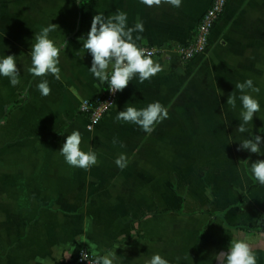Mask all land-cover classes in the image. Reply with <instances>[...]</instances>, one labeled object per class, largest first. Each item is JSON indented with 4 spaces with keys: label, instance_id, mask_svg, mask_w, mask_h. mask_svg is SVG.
Wrapping results in <instances>:
<instances>
[{
    "label": "crops",
    "instance_id": "crops-1",
    "mask_svg": "<svg viewBox=\"0 0 264 264\" xmlns=\"http://www.w3.org/2000/svg\"><path fill=\"white\" fill-rule=\"evenodd\" d=\"M208 3L182 0L174 8L140 0H0V58L14 55L20 70L16 86L0 76V264H55L81 248L99 256L116 252L114 264H145L154 254L169 264H217L215 255L232 240L247 242L257 264H264V229L230 225L264 218V185L250 172L252 162L264 160V144L260 153L237 150L252 135L264 137V0H229L208 49L191 60L173 49L151 56L163 71L143 83L133 77L92 128L77 112L82 98L103 88L83 48L95 15L108 18L119 10L127 14L128 27L142 21L144 31L133 33L142 37L137 45L179 42ZM51 23L58 26L49 39L60 48L59 80L28 72L34 37ZM247 79L260 89L247 93L260 111L239 133L242 104L235 84ZM43 80L51 88L48 96L37 88ZM230 94L235 109L227 104ZM156 101L168 108L169 118L150 135L115 119L128 106L142 109ZM76 130L81 150L97 156L88 170L69 166L59 152ZM121 153L129 161L123 170L115 164ZM220 167L229 170L220 178L225 195L242 193L240 203L235 193L220 205L221 216L214 215L213 202V176L220 175L211 171ZM194 181L208 202L188 209L184 203ZM170 198L177 204H169ZM234 209L250 218L225 223V212ZM193 215L201 219L191 234L184 233Z\"/></svg>",
    "mask_w": 264,
    "mask_h": 264
},
{
    "label": "clouds",
    "instance_id": "clouds-1",
    "mask_svg": "<svg viewBox=\"0 0 264 264\" xmlns=\"http://www.w3.org/2000/svg\"><path fill=\"white\" fill-rule=\"evenodd\" d=\"M140 3L148 7L166 3L174 8H179L182 0H140ZM57 28V25L51 23L42 28L34 37L35 43L32 44L29 53L31 67L28 68V72L33 77H44L51 74L57 80L60 79V68L58 67L60 48L49 39V33ZM143 31L142 21L138 19L134 27H128L127 14L119 10L108 18H105L103 14L95 15L92 18L90 31L87 33L86 39L83 38V48L92 57L89 71L101 83L108 82L109 91L112 94L122 92L135 76H138L140 83H143L163 71L162 66L151 59V54L136 44L135 41L142 37L136 35L134 39L133 33H142ZM0 76L9 78L12 86L19 84L20 70L14 55L0 58ZM37 88L42 96H48L51 93L47 80L40 82ZM235 88L241 93L239 100L242 104L240 112L242 122L239 123L236 131L245 133L248 131L246 126L253 121L254 114L260 111L258 100L247 94L248 90L259 93L260 89L254 86L252 79H247L243 83L237 82ZM227 104L235 109L236 97L233 94L228 96ZM168 118V108L158 101L152 102L142 109L128 106L125 110L119 111L115 117L117 121L137 125L149 135L155 130L157 124ZM116 143L117 141L114 139L113 144ZM262 144H264V137L252 135L251 138L240 142L237 150L260 153ZM80 145L81 133L76 130L66 137L59 152L69 166L88 170L97 164V156L94 151H82ZM128 163L129 161L123 153L115 159L116 166L121 170ZM250 172L254 181L264 185V160L252 162ZM215 260L217 264H257V258L252 248L244 240H232L227 251L218 252L215 255ZM115 261L116 252L109 251L104 255L97 256L94 264H114ZM145 264H169V262L161 255L154 254L150 259L145 260Z\"/></svg>",
    "mask_w": 264,
    "mask_h": 264
},
{
    "label": "built area",
    "instance_id": "built-area-1",
    "mask_svg": "<svg viewBox=\"0 0 264 264\" xmlns=\"http://www.w3.org/2000/svg\"><path fill=\"white\" fill-rule=\"evenodd\" d=\"M229 0H209L207 7L198 17L188 36L179 42L144 43L137 45L150 53L151 56L160 55L168 49H173L183 61L191 60L204 53L212 40V33L223 15ZM119 92L112 94L108 82L103 83L99 94L82 98L77 105V112L84 117L86 127L92 128L99 123L105 114L116 104ZM95 255L86 248L67 259L59 260L55 264H94Z\"/></svg>",
    "mask_w": 264,
    "mask_h": 264
},
{
    "label": "rangeland",
    "instance_id": "rangeland-1",
    "mask_svg": "<svg viewBox=\"0 0 264 264\" xmlns=\"http://www.w3.org/2000/svg\"><path fill=\"white\" fill-rule=\"evenodd\" d=\"M202 153L203 152H201V154ZM219 159L220 158L218 157L217 158V161H219ZM201 160L203 161V157H201ZM208 161H210V159H208ZM207 168L208 167H205L204 169H207ZM211 171H214L215 172V175H220V176H213L217 180L216 184H215V180L213 181V185L215 187H217L216 190H215L216 192L213 193L214 196H215L213 198L214 199L213 202L214 203L216 202V204H214L215 205L214 207H216V209H218L217 212H215L214 215H216V213H219V215L221 216V214L223 213L224 209H219L220 205L224 201H226L227 199L233 198V196L235 195L236 192L232 191L231 193H229V196L228 195H225V190L227 192H229V191H228L227 188H225L226 185L224 184V181L222 179H220V178H224V174L227 171L229 172L228 168H225V169H223V167H220V168H212ZM201 172H203V171L201 170ZM231 172L233 173V177H237L238 176V174H236V172H235V168ZM196 184L197 183L195 182L194 186L189 185L188 190H187V197L188 198H187V200L184 203V207H187L188 209H196L199 205H201V204H203L205 202L206 203L208 202V195L203 194L201 196L200 195L201 187L195 189ZM206 193H208V192H206ZM215 194H217V196ZM237 194L240 195V196L242 195V193L240 194V192H237L236 195ZM237 197H239V196H237ZM171 199H175V198H170L168 200L169 204H171V202H174V205H176L177 204V199H175V200H171ZM209 200H211V198ZM213 202H211V203H213ZM234 202H236V201H234ZM238 202L240 203L241 200H238ZM179 205H180V199H179ZM214 215H213V217H215ZM247 217L250 218L249 215L246 216V214H241L240 212H238V210L234 209V210H231L228 213L225 212L224 218H222V219H223V221H225V223H229V222H235L236 223L238 221H244ZM202 218H203V216H202ZM204 218H206V220H204V222H207L208 223L207 220H208L209 217H204ZM198 219L200 220L201 219V216H196V217H194V215L193 216H190V218L188 219V221H189V229L186 228V226H185V228H184V231L185 232L184 233H188L189 232L191 234V232H193L196 229L195 224L198 221ZM209 219H211V218H209Z\"/></svg>",
    "mask_w": 264,
    "mask_h": 264
},
{
    "label": "trees",
    "instance_id": "trees-1",
    "mask_svg": "<svg viewBox=\"0 0 264 264\" xmlns=\"http://www.w3.org/2000/svg\"><path fill=\"white\" fill-rule=\"evenodd\" d=\"M239 200L242 201V195L240 196ZM236 228L241 229H248V230H262L264 229V218L261 219L259 222L255 223H238V224H230Z\"/></svg>",
    "mask_w": 264,
    "mask_h": 264
}]
</instances>
